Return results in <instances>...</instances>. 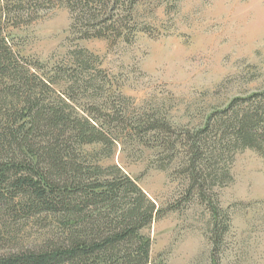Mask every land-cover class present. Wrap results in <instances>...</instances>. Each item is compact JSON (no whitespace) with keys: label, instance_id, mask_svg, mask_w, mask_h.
I'll return each instance as SVG.
<instances>
[{"label":"rangeland","instance_id":"374dc122","mask_svg":"<svg viewBox=\"0 0 264 264\" xmlns=\"http://www.w3.org/2000/svg\"><path fill=\"white\" fill-rule=\"evenodd\" d=\"M20 2L0 19L14 61L0 72V126L28 131L30 110L63 105L103 129L107 141L73 148L95 177L128 176L157 204L143 230L150 264H264V0ZM257 110L262 136L245 146L234 116ZM193 137L204 151L196 180ZM11 200L0 254L60 242L61 211Z\"/></svg>","mask_w":264,"mask_h":264},{"label":"trees","instance_id":"16d2710c","mask_svg":"<svg viewBox=\"0 0 264 264\" xmlns=\"http://www.w3.org/2000/svg\"><path fill=\"white\" fill-rule=\"evenodd\" d=\"M20 7L19 13L23 11ZM10 11L7 0L1 4L0 19ZM13 64L7 38L0 32V72L6 73ZM20 74L15 72L17 78L26 81ZM32 94L29 92L26 101L34 109ZM6 104L0 103V113L5 114ZM29 113L33 119L28 131L23 126L20 130L0 126V204L12 201L17 193H25L32 199V211H61L62 237L60 242L42 248L1 253L0 264H150L152 239L143 230L160 213L157 204L128 176L95 177L93 169L83 166L73 148L74 142L107 141L106 132L88 119H79L63 105H43ZM6 115L12 116L9 110ZM234 118L236 140L258 147L255 141L262 136L256 127L261 120L259 110ZM210 121L211 117L206 129ZM37 137L47 139V144L38 146ZM193 139L188 159L196 180L203 174L198 161L204 151L202 139ZM101 202L105 204L103 209L89 208ZM212 211L215 216L219 214L216 206ZM214 262L218 264L217 258Z\"/></svg>","mask_w":264,"mask_h":264}]
</instances>
